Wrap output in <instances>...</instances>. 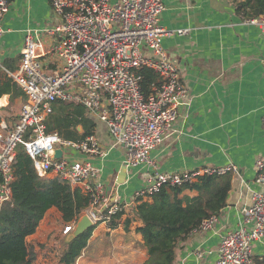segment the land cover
Returning <instances> with one entry per match:
<instances>
[{
  "label": "crops",
  "instance_id": "1",
  "mask_svg": "<svg viewBox=\"0 0 264 264\" xmlns=\"http://www.w3.org/2000/svg\"><path fill=\"white\" fill-rule=\"evenodd\" d=\"M164 3L160 25L166 33L162 46L178 65L181 82L189 89V100L180 107L173 133L151 151L152 163L128 167L115 199L124 210L117 226L99 222L75 264L145 261L146 247L137 231L143 222L134 209L140 203L138 191L158 172L184 173L230 164L240 169L239 176L232 175V188L213 228L190 233L180 244L174 264H216L223 235L245 224L244 209L250 203L252 191L260 189L256 162L264 157V33L257 25L245 22L233 0H164ZM58 20L50 0H11V8L1 22L4 32L0 35V128L13 126L26 101V95L9 71L20 68L27 32L40 31L41 39L50 45L54 39L43 30ZM180 29L190 31L181 35ZM142 50L147 56L152 54L146 46ZM47 61L51 70L57 68V61ZM60 103L63 102L55 103L54 108ZM52 114L48 117V127ZM85 116L95 123L94 135L101 144L102 154L70 149L66 157L91 162L100 169L109 201L110 187L126 164L127 148L115 142L107 125L96 115L86 109ZM84 131L83 125L78 124L64 130V134L78 139ZM73 187L87 195L82 186ZM143 200L152 202L153 198ZM54 211L58 209L49 210L42 222ZM36 233L29 241L35 243L38 256L43 259L41 264H46L53 256V248L49 242L41 246L34 239ZM64 236L62 230V239ZM53 245L58 246V255L63 244L54 241ZM253 249L255 257H264V244L256 242Z\"/></svg>",
  "mask_w": 264,
  "mask_h": 264
},
{
  "label": "built area",
  "instance_id": "2",
  "mask_svg": "<svg viewBox=\"0 0 264 264\" xmlns=\"http://www.w3.org/2000/svg\"><path fill=\"white\" fill-rule=\"evenodd\" d=\"M58 22L43 30L54 41L46 45L40 31L29 30L21 49V65L9 74L17 82L26 101L12 127L0 128V210L13 196L15 164L19 149L34 162L44 179L55 174L72 186H82L90 199L85 210L96 225L109 222L123 210L115 202L108 204L101 171L88 161L70 160L66 147L92 155L102 154L101 144L93 135L67 139L48 128V117L57 102L74 101L104 122L117 144L127 148L126 164L137 167L151 164V151L164 143L174 131L180 107L189 100V89L181 82L178 65L162 46L166 33L160 25L164 0H50ZM11 8V0H0V35L2 19ZM244 17L264 33V15ZM190 29H180L181 35ZM146 46L152 54L142 50ZM47 59L57 61L50 69ZM153 69L158 74L154 91L146 96L141 87L140 70ZM1 104V103H0ZM62 148L63 157L53 160L52 150ZM259 190L252 191L244 209L245 224L223 235L216 264H257L253 245L264 244V157L256 162ZM240 175L234 164L204 167L184 173L158 172L137 193V198H151L163 186H177L197 181L206 175ZM55 177H50L55 178ZM217 214L204 219L194 231L209 230ZM77 220L63 229L73 231ZM247 224H251L247 226Z\"/></svg>",
  "mask_w": 264,
  "mask_h": 264
},
{
  "label": "trees",
  "instance_id": "3",
  "mask_svg": "<svg viewBox=\"0 0 264 264\" xmlns=\"http://www.w3.org/2000/svg\"><path fill=\"white\" fill-rule=\"evenodd\" d=\"M238 13L245 17L264 15V0H233ZM141 87L148 96L154 91L158 74L151 68L140 70ZM74 101L60 103L52 114L49 130L59 132L67 139H77L64 134V130L82 124L85 131L78 138L94 134L95 123L85 116L82 104ZM2 117L0 116V123ZM232 172L224 175H206L192 183L177 186H163L152 195V202L144 201L135 207V214L143 224L137 228L143 236L147 257L142 264H174L177 250L187 236L202 221L212 214H219L232 188ZM13 196L0 210V264H37L38 252L29 237L35 234L49 210L57 208L62 222L68 225L78 220L90 199L80 188L59 177L41 178L33 159L19 149L15 164ZM186 191L193 194L185 193ZM124 210L119 211L109 221L115 228ZM130 219H127V223ZM86 230L69 244L59 249L61 264H75L88 246L96 228ZM41 246L42 243H39ZM257 264H264V257H255Z\"/></svg>",
  "mask_w": 264,
  "mask_h": 264
},
{
  "label": "water",
  "instance_id": "4",
  "mask_svg": "<svg viewBox=\"0 0 264 264\" xmlns=\"http://www.w3.org/2000/svg\"><path fill=\"white\" fill-rule=\"evenodd\" d=\"M64 150L62 148H56L52 150V159H58L63 157ZM128 166L124 164L121 171L119 172L118 178L113 186L110 187L111 189V197L109 198L108 204L104 207V210L113 205L115 203V199L117 196L118 187L125 182L127 177ZM96 224L90 217V215L84 211L80 214L75 228L70 233L66 234L63 238V242L65 245L69 244L73 239L77 238L81 234H83L86 230L94 227Z\"/></svg>",
  "mask_w": 264,
  "mask_h": 264
},
{
  "label": "rangeland",
  "instance_id": "5",
  "mask_svg": "<svg viewBox=\"0 0 264 264\" xmlns=\"http://www.w3.org/2000/svg\"><path fill=\"white\" fill-rule=\"evenodd\" d=\"M70 147H66V152H68ZM65 227V223L62 222L61 215L58 211H54L50 213V216L48 217V220L42 222L40 225L36 235L35 240L43 243V246H46L48 242L51 244V248L53 250L51 251L53 256L50 257V261L46 264H59L60 262H57L59 259V254L57 255L58 246H54V241H60L63 242L62 239V230ZM31 237V236H30ZM64 238V237H63ZM65 245L64 243H62ZM37 262L41 264L43 262V259L41 260L38 256Z\"/></svg>",
  "mask_w": 264,
  "mask_h": 264
}]
</instances>
